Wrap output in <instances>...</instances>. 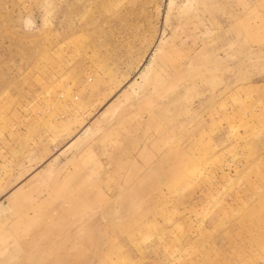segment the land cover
I'll list each match as a JSON object with an SVG mask.
<instances>
[{"label": "rangeland", "instance_id": "374dc122", "mask_svg": "<svg viewBox=\"0 0 264 264\" xmlns=\"http://www.w3.org/2000/svg\"><path fill=\"white\" fill-rule=\"evenodd\" d=\"M0 264H264V0H0Z\"/></svg>", "mask_w": 264, "mask_h": 264}]
</instances>
